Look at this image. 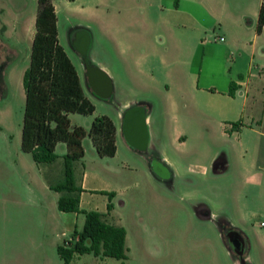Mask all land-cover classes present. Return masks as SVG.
<instances>
[{
    "label": "crops",
    "instance_id": "0c3cea01",
    "mask_svg": "<svg viewBox=\"0 0 264 264\" xmlns=\"http://www.w3.org/2000/svg\"><path fill=\"white\" fill-rule=\"evenodd\" d=\"M7 1L6 7L0 6V10L9 8L14 16H20L29 6L28 0ZM31 1L37 3L38 0ZM186 1L190 4L188 7H182L181 0H53L58 28L60 6L78 9L94 18V26L83 22L73 24L70 37L85 54L90 55L95 50L89 57L90 62L86 60L84 75L87 85L82 84L84 92L89 99L95 94L113 105L111 118L116 125L117 153L123 147L131 156L145 161L146 168L138 177L153 182L161 199L167 191H175L169 185L181 170L178 160L164 155L166 109L170 103L178 108L174 92L180 94L184 107L192 116L187 124L191 131L179 128L177 140L187 141L191 134L200 136L201 131H195L210 126L212 122L224 136H229L231 130L242 134V130L249 126L244 121L249 96L257 88L253 78L257 75L251 71L252 61L258 41L264 35V31L257 33L264 0H252L251 12L246 7L242 16H234L236 22L237 17L246 20L240 30L226 24L224 19V10H231V0ZM141 3L146 5L141 6ZM138 5L142 9L139 12ZM208 18L220 22L221 37H224L220 46L222 66L213 72L223 80V85H201L198 71L193 70V62L185 76L168 70L182 61L176 53L170 60L169 43L172 46L182 43L194 45L193 59L201 46L205 54L209 50L213 55L214 48L209 47L213 45L211 33L215 29ZM248 46H252L251 54L244 56L238 51V56H235L234 50ZM5 47L6 43L0 38V48ZM233 83L236 88L234 95L230 93ZM124 92H128V99H116ZM212 114L214 121L211 122ZM236 122H242V125L236 127ZM260 134L264 136V131ZM4 140L2 143L0 139V264H64L59 246L71 239L75 230H82L86 221L84 213L62 211L58 205L61 193L52 188L64 179L67 147L60 143L55 162L38 164L30 153L22 150V132L17 149L7 138ZM83 145L85 150L93 147L96 151L90 137L84 139ZM206 161L211 168L216 164L220 171L230 166L231 157L226 154L216 160L213 156ZM199 166L206 172V165ZM258 167L264 169V165ZM135 172H139L138 169ZM78 178L77 184L82 188L80 208L98 211L108 223L125 227L127 246L130 247L129 229L118 210V207L127 205V201L120 197V188L88 171ZM111 193L114 194L112 199ZM110 202L112 210L108 208ZM196 207L201 218L209 216L210 209L206 203H198ZM239 233L244 240V259L254 264L248 253L253 249L252 239L242 231Z\"/></svg>",
    "mask_w": 264,
    "mask_h": 264
},
{
    "label": "rangeland",
    "instance_id": "374dc122",
    "mask_svg": "<svg viewBox=\"0 0 264 264\" xmlns=\"http://www.w3.org/2000/svg\"><path fill=\"white\" fill-rule=\"evenodd\" d=\"M231 1V10H224V19L226 24L240 30L246 20L237 17L236 22L234 16H242L246 7L251 12L253 2ZM243 2L248 5L244 6ZM28 3V9L20 16L11 14L9 8L0 10V38L6 43L5 48H0V139L3 143L7 138L16 149L21 143L26 105L24 75L30 65L38 11V1L33 3L28 0ZM7 4V0H0L1 7ZM181 5L188 7L190 4L181 0ZM140 10L138 5L137 12ZM208 19L215 29L211 33L213 45L209 47L214 48L213 55L209 50L205 54L201 46L193 59L194 45L182 43L172 46L169 43L170 60L176 53L182 61L173 66V70L170 67L168 70L185 76L193 62V70L198 71L201 85H223V80L213 73L222 66L221 24L215 19ZM59 21L61 43L79 69L82 84L86 87V60L90 62L89 57L95 50L90 55L85 54L84 50L73 44L70 37L73 24L83 22L94 26V18L82 14L78 9L60 6ZM238 51L247 56L251 54L252 46L234 50L235 56H238ZM251 71L257 75L253 77L257 88L249 96L244 118L249 126L242 130V134L231 130L229 136L222 135L212 122V114V124L195 131H201L200 136L191 134L187 141L177 140L179 128L191 131L187 124L192 116L190 110L184 107L180 94L174 92L179 109L173 107L171 101L166 109L164 155L178 160L181 170L169 185L175 191H167L163 194L164 199L160 198L153 182L138 177L146 168L141 158L131 156L123 147L114 157H100L93 147L85 150V156L75 163V178L77 180L84 171H88L120 188V197L127 201L126 207H118V210L129 229V258L123 262L88 253L75 257L71 264H237L240 262L237 252L228 248L223 237L232 231H242L252 239L253 249L248 253L254 264H264V224L261 225L264 222V169L258 167L264 165V136L260 134V131H264V35L258 41ZM91 99L96 107L93 114L70 115L74 125L87 130L96 117L114 115L113 105L108 101L99 99L95 94ZM116 99H128V92ZM226 154L231 157L230 166L226 169L219 171L216 164L211 168L206 161L213 156L219 160ZM200 164L206 165V172ZM136 169L139 172L136 173ZM133 174L137 177L134 178ZM198 203L208 205L210 213L207 218L199 216Z\"/></svg>",
    "mask_w": 264,
    "mask_h": 264
},
{
    "label": "trees",
    "instance_id": "16d2710c",
    "mask_svg": "<svg viewBox=\"0 0 264 264\" xmlns=\"http://www.w3.org/2000/svg\"><path fill=\"white\" fill-rule=\"evenodd\" d=\"M73 1V0H70ZM264 31V3L261 6L257 33ZM26 91L22 126V150L30 153L38 164L57 160V146L64 143V179L52 185L60 192L59 208L86 216L82 230H75L72 239L59 246L64 264H71L76 255L92 253L125 262L129 258L127 230L108 223L98 211L80 208V193L75 178V163L85 156L83 141L90 137L100 157L117 153L116 125L111 117H96L90 129L73 125L70 115L93 114L96 107L86 96L76 65L60 43L58 19L53 0H38L36 33L31 48L30 65L24 75ZM234 83L230 93H235ZM242 122L234 123L239 127ZM114 194H110L112 199ZM113 209L112 202L108 205ZM225 240L226 233L224 234ZM243 264H249L244 261Z\"/></svg>",
    "mask_w": 264,
    "mask_h": 264
},
{
    "label": "flooded vegetation",
    "instance_id": "af4514ba",
    "mask_svg": "<svg viewBox=\"0 0 264 264\" xmlns=\"http://www.w3.org/2000/svg\"><path fill=\"white\" fill-rule=\"evenodd\" d=\"M226 239L229 243V246L232 250H241L244 247V240L241 234L237 231H232L226 234ZM239 256V254H238Z\"/></svg>",
    "mask_w": 264,
    "mask_h": 264
},
{
    "label": "water",
    "instance_id": "95a60500",
    "mask_svg": "<svg viewBox=\"0 0 264 264\" xmlns=\"http://www.w3.org/2000/svg\"><path fill=\"white\" fill-rule=\"evenodd\" d=\"M237 254H239L240 264H243V262L245 261V259H244V248H242L241 250H237Z\"/></svg>",
    "mask_w": 264,
    "mask_h": 264
},
{
    "label": "built area",
    "instance_id": "2783aa9c",
    "mask_svg": "<svg viewBox=\"0 0 264 264\" xmlns=\"http://www.w3.org/2000/svg\"><path fill=\"white\" fill-rule=\"evenodd\" d=\"M220 40L223 41V40H224V37H220ZM71 239H72V238H71ZM71 239H69V240H71Z\"/></svg>",
    "mask_w": 264,
    "mask_h": 264
}]
</instances>
